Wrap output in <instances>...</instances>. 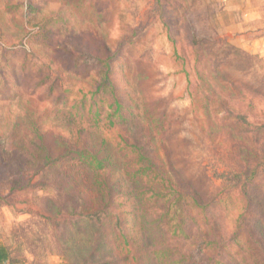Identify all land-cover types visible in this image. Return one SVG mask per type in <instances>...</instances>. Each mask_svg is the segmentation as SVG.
Segmentation results:
<instances>
[{
    "label": "rangeland",
    "instance_id": "374dc122",
    "mask_svg": "<svg viewBox=\"0 0 264 264\" xmlns=\"http://www.w3.org/2000/svg\"><path fill=\"white\" fill-rule=\"evenodd\" d=\"M261 1L0 0L13 264H264Z\"/></svg>",
    "mask_w": 264,
    "mask_h": 264
},
{
    "label": "trees",
    "instance_id": "16d2710c",
    "mask_svg": "<svg viewBox=\"0 0 264 264\" xmlns=\"http://www.w3.org/2000/svg\"><path fill=\"white\" fill-rule=\"evenodd\" d=\"M192 81H190L191 83ZM114 97V96H111ZM83 102V101H82ZM81 102V103H82ZM82 106V105H81ZM111 110L113 111V116H117V117H123L124 116V107L122 106V104L118 101L117 97H114L113 99H111ZM83 107V106H82ZM84 108V107H83ZM82 108V109H83ZM78 113V112H77ZM82 117H84V113L82 112ZM243 124L246 125L247 130L249 128H252L257 134H260V132L262 133V135H264V121H260V124H250V122L248 121V119L246 118V116L244 115V118L242 119ZM248 132V131H247ZM81 153H87V152H81ZM87 155L89 157H91V161L92 162H96L98 165H100V168H102L104 166V163L106 164V160L102 157L100 158L99 155L97 154H90L87 153ZM81 157V160L85 159V156L83 154L79 155ZM85 161V160H84ZM87 161V160H86ZM109 162V160H108ZM262 165L264 167V156L262 157ZM264 169V168H263ZM241 173H236L234 177H238L240 176ZM255 176V171H253L251 173L250 179L252 180ZM248 182V181H247ZM0 264H13L12 263V258L11 255L7 249V247L0 242Z\"/></svg>",
    "mask_w": 264,
    "mask_h": 264
},
{
    "label": "crops",
    "instance_id": "0c3cea01",
    "mask_svg": "<svg viewBox=\"0 0 264 264\" xmlns=\"http://www.w3.org/2000/svg\"><path fill=\"white\" fill-rule=\"evenodd\" d=\"M261 1V0H260ZM263 1H261V4L259 5V8L261 11L264 10V4L262 3ZM260 42L262 43L261 39H260ZM261 52H264V46L261 47ZM263 54V53H262Z\"/></svg>",
    "mask_w": 264,
    "mask_h": 264
}]
</instances>
